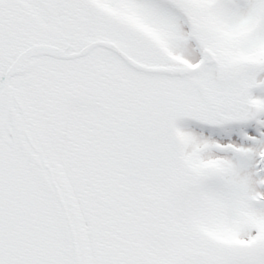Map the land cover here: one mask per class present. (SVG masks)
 <instances>
[{
    "label": "snow or ice",
    "instance_id": "obj_1",
    "mask_svg": "<svg viewBox=\"0 0 264 264\" xmlns=\"http://www.w3.org/2000/svg\"><path fill=\"white\" fill-rule=\"evenodd\" d=\"M0 264H264V0H0Z\"/></svg>",
    "mask_w": 264,
    "mask_h": 264
}]
</instances>
